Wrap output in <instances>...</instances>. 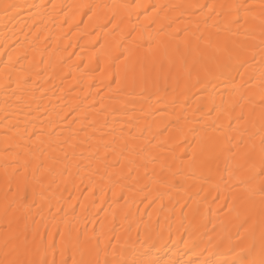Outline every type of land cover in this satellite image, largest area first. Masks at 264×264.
<instances>
[{
  "label": "bare ground",
  "instance_id": "6f19581e",
  "mask_svg": "<svg viewBox=\"0 0 264 264\" xmlns=\"http://www.w3.org/2000/svg\"><path fill=\"white\" fill-rule=\"evenodd\" d=\"M5 2L18 4L20 8L12 14L14 19L4 17L0 10V53L13 55L14 63L16 56L27 53L28 60L21 59L15 64L11 79L15 81L17 74L30 79L24 85L27 91L19 96L14 94V83L12 88L0 89V233L6 228L2 216L7 191L2 179L6 138L10 137L15 142L31 135L33 131L50 133L55 129L56 136L51 139L63 148L61 151L57 147L55 154L63 158L64 153H68L64 163L70 175L56 177L59 190L55 191L56 184H53V203L59 201L68 211H71L69 205L74 207L79 221L76 226L87 224L90 234L93 224L82 217L91 219L92 213L101 208L103 211H98L94 221L97 234L100 232V222L108 224L112 222L113 216L116 217V232L119 233L122 216L129 210L139 228L141 243L144 225L150 223L154 230L153 239L157 247L151 248L147 255H143V252L148 245L141 248L140 243L129 244L126 238L121 242L123 253L118 258L122 264H132L133 260L138 259H156L161 264L169 260L179 261V264H202L210 259H232L233 254L226 247L219 246L229 232L233 240L236 234L224 213L218 210V206L225 202L224 187L221 185L217 189L218 177L208 179L207 173L201 179L200 171L191 168L188 163L194 150L199 158L202 140L211 146L210 138L214 133L210 125L217 120L226 123L225 118L218 116L217 111L212 109H220L228 104L230 83L221 80L208 84L206 88L194 87L186 97L180 96L179 103H173L179 92L170 83L160 92L165 103L157 104L159 97L155 95H149L147 100L136 98L132 102V97L110 90L108 83L112 79L111 72L101 73L105 70L110 52L126 51L132 45L135 53L137 45L144 44V47L139 48V54L145 53L147 44L139 39L138 32L133 31V28L141 30L144 36H156L162 26L166 32L171 31L166 25L169 20L178 17L181 11L185 15L174 27L194 26L198 18L209 15L207 9H192L195 15L185 9H164L153 15L152 5L239 3L259 9L264 0H0V5ZM53 4L57 6L55 9ZM135 4L144 5L147 11L145 8L131 10L130 21L120 24L119 28L114 27L119 24L120 16L126 14L125 9L116 6ZM81 5L96 7L90 12L88 7H78ZM113 14H117L116 21L111 20ZM165 14L167 20L164 19ZM255 16L257 19L252 27L256 29L255 42L259 44V13H255ZM160 38L166 39L163 34ZM240 38L243 39V36ZM14 41L17 43L13 48ZM6 63L7 55H0V73L4 72ZM21 65L29 71L22 73ZM255 68L258 71L259 65H255ZM37 72L41 74L36 75ZM231 76L239 79L235 72ZM112 89H115L114 84ZM165 104L167 111L158 112L157 109L164 108ZM101 105L108 107V111H103ZM113 108L120 111L113 112ZM73 109H77L74 113L77 117L75 123ZM130 117H133L131 124L127 123ZM173 120L178 121L182 132L178 131L175 124L170 125L169 122ZM129 129L141 146H150L149 142L156 145L163 142V149L155 147L152 153L174 155L176 168L173 171L182 167L183 178L178 176L176 183L160 186L151 177L153 168L160 171L159 165L148 164L147 169L138 168L141 178L139 183L134 173L131 179L124 178L116 184L115 180L120 179L121 173L127 177L128 162L123 159L121 168L106 169L104 157H107V164H113L121 158L118 151L106 149L104 144L112 140L113 131L117 135L123 132V135L128 136ZM40 139L48 141L50 137L44 135ZM63 141L68 143H61ZM97 148L99 153L92 159ZM146 171L148 176H145ZM109 176L113 178L109 179ZM217 196L220 199H215ZM26 198L30 204L31 191ZM80 205L87 208L88 212L82 213ZM27 210L25 206L24 211ZM40 211L37 197V205L31 208V215L36 216ZM42 214L47 218L46 207ZM36 218L39 221V217ZM40 233L44 235L43 227Z\"/></svg>",
  "mask_w": 264,
  "mask_h": 264
},
{
  "label": "snow or ice",
  "instance_id": "6c2138e0",
  "mask_svg": "<svg viewBox=\"0 0 264 264\" xmlns=\"http://www.w3.org/2000/svg\"><path fill=\"white\" fill-rule=\"evenodd\" d=\"M52 7L55 9L57 6L53 4ZM78 7H88L91 12L96 6ZM116 7L126 10V14L120 16L119 24L114 25L116 28L125 21H130L131 10L145 8L147 11V8L141 4ZM151 7L153 15L163 12L164 9H185L191 15L196 14L191 12L192 9H207L209 15H205L203 19L198 18L194 26L190 24L183 28L174 27L185 15L181 11L178 17L167 23L166 27L171 31L166 32L165 27L162 26L156 36L151 34L144 36L141 30L133 28V31L138 32L139 39L147 44L145 53L139 54V48L144 47V44H138L135 53L132 45H129L126 51L110 52L106 59L105 70L101 74L110 71L112 79L108 83L109 89L132 97V102H135L136 98L147 100L149 95H155L159 97L157 104L165 103L160 92L170 83L174 84L179 92L173 103H179L180 96L186 97L194 87L206 88L208 84L221 80L230 83L228 104L220 109H212L217 111L218 116H223L226 123L219 120L213 122L210 125L214 133L210 138L211 146L209 147L202 140L199 158L195 150L188 158L189 166L200 171L201 179L205 178V173L208 179L218 177L217 189L223 185L225 190L223 197L225 202L218 206V210L224 213L236 233L235 240L229 232L219 243L220 247H226L227 251L233 254L232 259H210L202 264H264V3H261L259 9L239 3L152 5ZM19 8L20 5L15 3L5 2L0 5V10L6 18L14 19L12 14ZM257 12L259 13V44L255 42L256 29L252 27L257 19L255 16ZM164 19H168L166 14ZM111 20L116 21L117 14H113ZM209 21L212 22L211 25ZM161 34L166 39H161ZM129 35L131 36V33ZM241 36L243 39L240 38ZM16 43L13 42V48ZM0 55H7L4 72L0 73V89L12 88L14 83L15 95L25 93L27 90L24 85L30 77L17 74L16 80L13 81L11 76L16 63L21 59L28 60L27 53L16 56L15 63L13 55L7 52ZM257 56H259L258 60ZM257 64L258 71L255 68ZM28 71L29 69L21 65L22 73ZM233 72L237 73L238 80L232 78ZM113 84L115 89H112ZM221 99L223 101V97ZM101 107L103 111H108V107L103 105ZM76 111L77 109L72 110L73 123L77 119L74 115ZM112 111H120V109L113 108ZM157 111L166 112L167 105ZM132 120L133 117H130L127 123L131 124ZM169 123L175 124L178 131H183L179 128L177 120ZM192 131L197 130L192 129ZM44 135L50 139L41 140L40 137ZM111 135L112 140L105 143L104 148L112 149L113 152L118 151L121 159L113 164H107V157H104L106 169L121 168L123 159H127L128 162L127 177L121 173L120 179L115 180L116 184L124 178L131 179L134 173L136 182L139 183L141 178L138 168L147 169L148 164L159 165L160 171L157 172L153 168L151 177L160 186L167 187L176 183L178 176L183 178L182 167L173 171L176 168L174 155L162 156L152 153L155 147L163 149V142L158 145L149 142L150 146H141L136 142L137 137L131 135V129L128 136L123 135V132L117 135L115 131ZM55 136L56 131L53 129L50 133H45L43 130L39 133L33 131L31 135H26L15 142L10 137L5 140L2 179L7 191L2 216L6 228L0 233V241H2L0 264H122L118 257L123 253L120 245L125 238L129 244L140 243L141 248L148 245L143 255H147L151 248L157 247L150 223L144 225L141 243L139 228L130 210L122 216L119 233L116 232V217L113 216L112 222L108 224L100 222V232L97 234L94 221L98 211H103L102 208L92 213L91 219L83 216L82 219H88L89 223L93 224L90 234L87 224L83 227L76 226L79 221L76 219L74 207L69 205L71 211H68L59 201L53 203V184H56V177L70 175L67 164L64 163L68 153L65 152L63 158L55 154V149L60 147L56 140L51 139ZM60 150L63 151V148L60 147ZM98 153L99 148L91 158L95 159ZM142 160L146 162L142 163ZM148 175L146 171L145 176ZM112 178L109 176V179ZM58 190L59 184H56L55 191ZM29 191L32 196L30 204L26 198ZM37 197L41 211L36 216H32L31 208L37 205ZM215 199L220 197L217 196ZM25 206L27 211H24ZM45 207L48 209L47 218L42 214ZM79 207L82 213L88 212L83 205ZM69 216L72 219H68ZM41 227L44 228V235L40 233ZM134 232L135 236H133ZM132 264H161V261L138 259L133 260ZM164 264H179V261L169 260Z\"/></svg>",
  "mask_w": 264,
  "mask_h": 264
}]
</instances>
